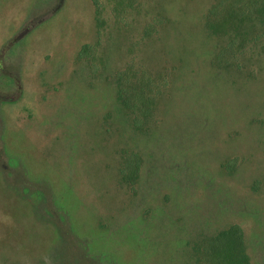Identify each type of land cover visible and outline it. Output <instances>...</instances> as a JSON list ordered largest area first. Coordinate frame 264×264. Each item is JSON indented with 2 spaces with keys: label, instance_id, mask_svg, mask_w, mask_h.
<instances>
[{
  "label": "rangeland",
  "instance_id": "rangeland-1",
  "mask_svg": "<svg viewBox=\"0 0 264 264\" xmlns=\"http://www.w3.org/2000/svg\"><path fill=\"white\" fill-rule=\"evenodd\" d=\"M255 8L0 0V264H203L233 225L264 264Z\"/></svg>",
  "mask_w": 264,
  "mask_h": 264
},
{
  "label": "trees",
  "instance_id": "trees-1",
  "mask_svg": "<svg viewBox=\"0 0 264 264\" xmlns=\"http://www.w3.org/2000/svg\"><path fill=\"white\" fill-rule=\"evenodd\" d=\"M255 9L262 21L264 20V0H255ZM126 94V97L123 94ZM118 99L124 106H128L129 99L124 89L118 91ZM205 256L203 264H250L243 249L242 232L238 226L229 228L209 238L202 246Z\"/></svg>",
  "mask_w": 264,
  "mask_h": 264
}]
</instances>
